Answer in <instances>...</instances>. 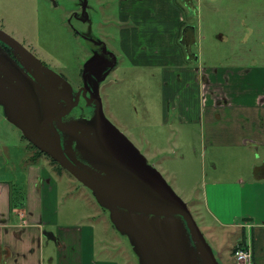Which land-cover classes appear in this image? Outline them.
I'll return each instance as SVG.
<instances>
[{
	"label": "rangeland",
	"instance_id": "374dc122",
	"mask_svg": "<svg viewBox=\"0 0 264 264\" xmlns=\"http://www.w3.org/2000/svg\"><path fill=\"white\" fill-rule=\"evenodd\" d=\"M115 1L0 0V30L73 87L80 84L90 51L97 50L95 41L104 43L117 56V68L99 88L102 112L186 203L216 257L218 247L206 233L208 219L212 220L204 197L206 187L238 176L248 182L253 167L263 165L264 150L215 149L206 140L205 122L179 123L177 109L169 108L168 118L175 125L165 127L161 122L163 108L166 110L161 96L162 68L132 65L120 53L113 23ZM193 7L197 13L186 19L195 30L187 36L195 41L191 51L200 54V67L264 68V0H193ZM106 33L110 34L109 40L105 39ZM254 82L264 87V81L258 78ZM28 151L37 156L21 131L7 121L0 105V180L9 179L10 168L18 166L22 156L27 159ZM38 156L40 163L57 168L44 153ZM59 171L65 176L64 182L58 183L59 222L69 226L89 222L96 225L98 261L139 264L128 236L114 227L109 212L92 192L68 172ZM66 182H70V190ZM43 246L48 256L56 253V243L48 240ZM227 247L228 242L223 252ZM218 262L224 264L221 259Z\"/></svg>",
	"mask_w": 264,
	"mask_h": 264
},
{
	"label": "crops",
	"instance_id": "0c3cea01",
	"mask_svg": "<svg viewBox=\"0 0 264 264\" xmlns=\"http://www.w3.org/2000/svg\"><path fill=\"white\" fill-rule=\"evenodd\" d=\"M183 1H115L113 23L120 53L132 65L162 68L165 127L175 125L167 112L177 109L179 123L205 122L206 140L215 149L264 150V87L254 82L255 78L264 81V68L200 67V54L191 51L195 41L184 38V32L177 41L184 20L190 27L184 31L195 30L186 18L197 9L193 0ZM105 36L109 40L110 34ZM23 147L26 151V144ZM27 154V159L22 156L19 165L10 168L8 180H0V264H114L95 259L96 225L59 222L58 183L64 182V173L40 163L38 155ZM262 160V166L253 167L248 182L238 176L206 187L204 197L212 217L206 233L218 247L217 260L224 264H240L233 255L240 244L250 251L251 264H264V152ZM66 183L70 190V182ZM10 185L23 197L22 206L12 211ZM48 240L56 243L54 255L44 250Z\"/></svg>",
	"mask_w": 264,
	"mask_h": 264
},
{
	"label": "water",
	"instance_id": "95a60500",
	"mask_svg": "<svg viewBox=\"0 0 264 264\" xmlns=\"http://www.w3.org/2000/svg\"><path fill=\"white\" fill-rule=\"evenodd\" d=\"M0 43L9 47L19 62L16 64L0 50V105L7 121L92 192L109 212L114 227L128 236L138 263L220 264L186 203L105 118L99 95L91 119L78 123L62 146L56 129L50 136L46 126L76 105L68 104L64 109L52 105V98L69 102L72 87L1 30ZM27 65L40 66L50 73L57 81V89H51L41 74L26 73ZM38 81L45 90H40Z\"/></svg>",
	"mask_w": 264,
	"mask_h": 264
},
{
	"label": "flooded vegetation",
	"instance_id": "af4514ba",
	"mask_svg": "<svg viewBox=\"0 0 264 264\" xmlns=\"http://www.w3.org/2000/svg\"><path fill=\"white\" fill-rule=\"evenodd\" d=\"M97 50L92 49L90 51L89 57L85 62V67L81 71V81L80 84L76 87H72V96L69 99V102L63 99L52 98V105L54 107H58V109H64L68 107V104L75 105L69 111V113L63 116L61 119L57 121H53L52 124L46 126V130L48 134L53 135L52 129H56L62 146L66 143L69 134L77 128V124L80 122H86L91 119L95 108V99L97 94L99 95V88L102 82L108 77L110 73H112L118 66V60L115 58V54L107 49L104 43L100 41L94 42ZM0 50L5 53L9 58H11L16 64L19 65L18 59L14 52L4 44L0 43ZM38 60V59H37ZM39 61V60H38ZM40 62V61H39ZM40 65L45 66L40 62ZM26 73L33 74L36 73L38 75L41 74L42 78H44L45 82L51 89H57V81L56 79L50 75V73H46L41 69V67H35L32 65H27ZM46 67V66H45ZM47 68V67H46ZM29 71H28V70ZM84 70L86 71L84 74ZM104 74L105 77H104ZM61 76V75H60ZM104 79L101 81V79ZM40 90L43 91L44 86L38 81L36 83ZM45 90V89H44ZM59 92V91H58ZM80 92L77 100V93ZM85 92V96L83 93ZM90 94L92 99H90ZM93 100V101H92Z\"/></svg>",
	"mask_w": 264,
	"mask_h": 264
},
{
	"label": "trees",
	"instance_id": "16d2710c",
	"mask_svg": "<svg viewBox=\"0 0 264 264\" xmlns=\"http://www.w3.org/2000/svg\"><path fill=\"white\" fill-rule=\"evenodd\" d=\"M186 28H190V27H187L185 20H184L178 27V33H177V41L178 42L181 39L183 32H184V38L187 37V31H184V30H186ZM179 45L181 46L180 43H179ZM31 146L37 151V155L42 154V152H40L38 149H36L33 145H31ZM50 160H51V163L58 168V170L63 171V169L56 162H54V160H52V159H50ZM22 198L23 197L21 196V193L19 192V190L16 189L15 187H13L12 185H10V194H9V209H10V211H12L13 209H15L17 207L22 206ZM242 245L243 244H240L236 248H234L233 254L236 250L243 248ZM243 249H245V248H243Z\"/></svg>",
	"mask_w": 264,
	"mask_h": 264
},
{
	"label": "built area",
	"instance_id": "2783aa9c",
	"mask_svg": "<svg viewBox=\"0 0 264 264\" xmlns=\"http://www.w3.org/2000/svg\"><path fill=\"white\" fill-rule=\"evenodd\" d=\"M233 255L237 263L251 264V253L249 250L241 248L236 250Z\"/></svg>",
	"mask_w": 264,
	"mask_h": 264
}]
</instances>
